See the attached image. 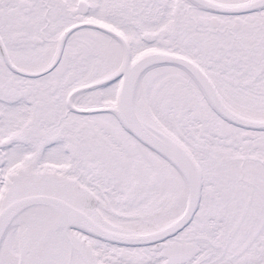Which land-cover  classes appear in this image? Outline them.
Returning <instances> with one entry per match:
<instances>
[{
    "label": "snow or ice",
    "instance_id": "snow-or-ice-1",
    "mask_svg": "<svg viewBox=\"0 0 264 264\" xmlns=\"http://www.w3.org/2000/svg\"><path fill=\"white\" fill-rule=\"evenodd\" d=\"M0 264H264V0H0Z\"/></svg>",
    "mask_w": 264,
    "mask_h": 264
}]
</instances>
